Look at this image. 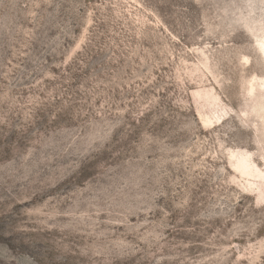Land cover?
I'll return each mask as SVG.
<instances>
[{
  "label": "rangeland",
  "instance_id": "obj_1",
  "mask_svg": "<svg viewBox=\"0 0 264 264\" xmlns=\"http://www.w3.org/2000/svg\"><path fill=\"white\" fill-rule=\"evenodd\" d=\"M0 264H264V0H0Z\"/></svg>",
  "mask_w": 264,
  "mask_h": 264
}]
</instances>
